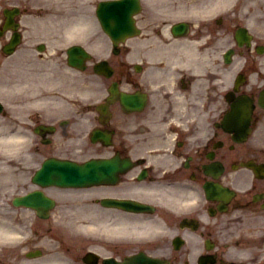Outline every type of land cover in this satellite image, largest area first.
Wrapping results in <instances>:
<instances>
[{"label":"flooded vegetation","instance_id":"flooded-vegetation-1","mask_svg":"<svg viewBox=\"0 0 264 264\" xmlns=\"http://www.w3.org/2000/svg\"><path fill=\"white\" fill-rule=\"evenodd\" d=\"M1 15H4V13L3 12H2V14L0 13V16ZM227 23L230 25H234L233 23H229V22H227ZM212 30H213L212 25H209L208 27L206 25H203L200 29H198L196 31L197 34L194 35L191 40L202 41V42L208 43L209 38H210L211 33H212ZM173 38H176V37H173ZM190 52H191V45L190 44L188 45V50L184 49V46H177L172 50L169 58H178L179 61H187V60L191 59ZM202 54H204V55L209 54V49L207 46L203 47ZM12 62H15V60L13 58H12ZM155 71H156L155 68L148 70L147 68L142 67L141 70L138 71L133 78V80L137 84V86L134 87V89L138 90L139 92H144L145 96H142L143 106H142V110H140L139 113L140 114L143 113L146 116H148V114H150L152 111L151 100H150L151 96L149 93H147L145 91L146 85H148L149 83H152V82L155 83L156 81H158L160 79H162V80L166 79L165 73L160 75V74H157ZM178 74H180V73H178ZM171 75H175V73H172ZM229 78L227 80H229ZM186 79L187 78L182 76V74H180L178 76V82H177L178 85L177 86L179 89H184V88L188 89V90L192 89V87H190V85L193 83V80L192 79L186 80ZM193 79H198V78H193ZM200 90L202 91V89H200ZM200 90L197 89L194 92V94L197 95V97L201 96ZM203 96H204V99H203L204 106H203V110L201 109V111H203L204 114H209V113L212 114L213 113V115H215L214 121H213L214 122L213 130L215 131V133L218 136H220V135L224 136V133L220 132L223 130H221L220 128H218L215 125V123L222 118L223 113H218V112L215 113L214 111L209 112V101L207 100L205 94H203ZM0 102H1V98H0ZM196 112H197V110H196ZM3 120H5V119H3ZM1 121H2V119L0 116V122ZM0 128H1V126H0ZM215 133L212 132L211 137H214ZM224 143H225V141H224ZM244 147L245 148L243 149L240 157H237L236 154H234V153H232V155H230L228 152V151H234V152L240 153L241 148L236 147V146H234L232 148H229V147L221 148L220 153H218V155L220 154L219 158L222 159L224 166H225L224 172L226 169V171L229 174L228 178L231 179L232 183L235 182L236 184H240V183L247 184L251 180V176H252L251 170L249 168H247L246 166L242 167L239 165H240L242 160H245V161L246 160H252V159L256 160L258 156H257V153L255 152V150L253 149V147H250V146H244ZM177 149H178V153L181 154L182 158L185 160V162H183L182 166L187 167V169L191 170V172L195 171V173L198 176H201V172L203 173V170L200 167H202L205 164L207 149H209L208 145H205L203 142L197 143V144H192V143L184 144V143H182L180 146L177 147ZM140 151H143L142 147L140 148ZM235 162H236L235 165L239 166L237 168L239 170H237V171H234V169H233V167H234L233 164ZM184 164H185V166H184ZM188 174H190V171ZM167 175H169V174H166V176ZM149 181H151V180H149ZM167 181L169 182V180H167ZM167 181H166L165 177H163L161 179L162 184L161 183L160 184L162 185L161 189L163 190V194L164 193L168 194V193H170V191L173 192L175 190L174 188L171 189V185ZM155 186L156 187L158 186V178L157 177L155 179ZM109 187H111V186H109ZM261 189L264 190V188H261ZM186 190L188 191V189H186ZM180 192H185V190H181ZM120 250H122V249L121 248L119 249L118 247L116 248L117 252ZM115 256H117V255H115ZM190 257H191V253L188 252L185 256H183L182 260H180L179 262H178V259L176 257H174L173 262H175V263L181 262L182 264H185V262H188L187 258H190ZM99 263L100 262L98 260L97 264H99ZM192 264H198L196 257H192Z\"/></svg>","mask_w":264,"mask_h":264},{"label":"rangeland","instance_id":"rangeland-1","mask_svg":"<svg viewBox=\"0 0 264 264\" xmlns=\"http://www.w3.org/2000/svg\"><path fill=\"white\" fill-rule=\"evenodd\" d=\"M58 145L60 146V144H58ZM61 145L62 146H60V147L65 148L64 149L65 152L67 151L66 148H68V146H72L70 141H65V140L61 142ZM51 146L52 145H47V146L43 145L42 147L50 148ZM60 149H62V148H60ZM87 153H91V152L88 150L85 154H82L81 157L84 158L87 155ZM12 172L16 174V171H12ZM18 172L19 171H17V173ZM25 173H26V171H25ZM18 174L20 175V173H18ZM26 174H29V172H27ZM65 194H67V193L65 192ZM70 197L72 198L71 195H70ZM73 202L74 201H72L70 204H63V203L60 204L57 208L54 209L53 217L49 218L47 220L48 222L46 224H43V226H42L43 231L53 233V234H50V236L55 235V237H54L55 239L59 238L62 241L61 246L64 247L63 250L67 251L66 254L68 253V251H70V254H72V255H74V253L79 252L81 249H84L87 246L91 245L90 247H95L94 245H96L98 242L91 240V238H86L85 236H83L82 232L74 231V230H72V233L77 237H81L82 239L79 242H77L75 240L72 241L70 239L65 238V236L62 237V232H68V230H66V228H69V226L72 223L86 225V223H89V221H94L95 219L100 218V217L93 218V216H92L93 214L91 212L92 210L90 208H88V207H84L83 209L79 208V206L74 205ZM59 215H61V216H59ZM97 215H99V214H97ZM53 218L55 219L56 224H54V222H52ZM47 227H49V229L46 230ZM86 234H88V233H86ZM43 241L46 242L45 240H43ZM31 247H33V244ZM84 250H82V251H84Z\"/></svg>","mask_w":264,"mask_h":264},{"label":"water","instance_id":"water-1","mask_svg":"<svg viewBox=\"0 0 264 264\" xmlns=\"http://www.w3.org/2000/svg\"><path fill=\"white\" fill-rule=\"evenodd\" d=\"M102 170V174L105 175L107 174V171L105 172V170H107V164L105 163H101L98 164ZM45 171L44 174H46L47 176L54 174L56 175L59 179H63L65 177H69V173H75L77 176V174H79V176L76 177V179H80V181H85V180H89L92 177L94 178L95 174H94V170H96V168H98V166L91 164L90 163H86L84 165H81V167H75L71 164H67V163H61V162H54V161H47L45 163ZM71 170V171H70ZM73 170H75L76 172H74ZM69 171V172H68ZM64 172H68L66 174V176L64 175Z\"/></svg>","mask_w":264,"mask_h":264},{"label":"bare ground","instance_id":"bare-ground-1","mask_svg":"<svg viewBox=\"0 0 264 264\" xmlns=\"http://www.w3.org/2000/svg\"><path fill=\"white\" fill-rule=\"evenodd\" d=\"M7 137H12V138H14V135L13 136H11V135H9V136H7ZM15 137L16 138H18L19 139V136L18 135H15ZM2 138H5V137H2ZM17 139V140H18ZM96 221H98V219H96L95 221H91V222H89V223H87L86 225H84V224H77V223H75L74 225L72 224V226L73 227H75V228H77V229H87V228H93V227H99L100 226V228H110L108 225H110V224H108L107 225V223L104 225V223L102 222V221H98V223H96ZM110 222H112V223H114V224H116V225H121L122 227H123V225L125 224L126 226H127V222L126 221H122V219H118L117 217H115L113 220H111ZM129 223V222H128ZM4 227H5V225L4 224H0V230L1 229H4ZM112 229H113V227H111ZM116 228V227H115ZM136 228H138V227H136ZM6 229H9V230H7V231H10V232H15L14 231V229H11L10 227H6ZM124 229H127V228H122V229H119L118 228V232H120V233H123V235H125L126 233H127V231H125ZM105 230V229H104ZM111 230V229H110ZM128 230V229H127ZM137 232H148V234H150L151 233V231L150 230H145V229H140V230H136ZM16 234V233H15ZM15 234H11V236H16ZM0 235H3V234H0ZM9 236V235H8ZM17 238V237H16Z\"/></svg>","mask_w":264,"mask_h":264}]
</instances>
